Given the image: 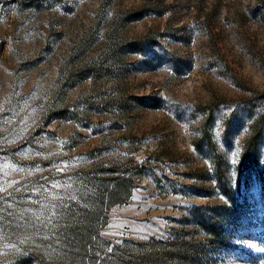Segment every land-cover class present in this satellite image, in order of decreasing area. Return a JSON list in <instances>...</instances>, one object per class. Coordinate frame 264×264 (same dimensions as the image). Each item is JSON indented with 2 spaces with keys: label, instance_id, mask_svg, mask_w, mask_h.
<instances>
[{
  "label": "rangeland",
  "instance_id": "obj_1",
  "mask_svg": "<svg viewBox=\"0 0 264 264\" xmlns=\"http://www.w3.org/2000/svg\"><path fill=\"white\" fill-rule=\"evenodd\" d=\"M172 240L264 264V0H0V264Z\"/></svg>",
  "mask_w": 264,
  "mask_h": 264
},
{
  "label": "trees",
  "instance_id": "obj_2",
  "mask_svg": "<svg viewBox=\"0 0 264 264\" xmlns=\"http://www.w3.org/2000/svg\"><path fill=\"white\" fill-rule=\"evenodd\" d=\"M166 244L169 245L170 249L165 250L164 254H168L170 257H173V259H176L175 264H180L179 262L184 260L185 256L187 255V250L182 244V241L172 240L170 242H166Z\"/></svg>",
  "mask_w": 264,
  "mask_h": 264
}]
</instances>
